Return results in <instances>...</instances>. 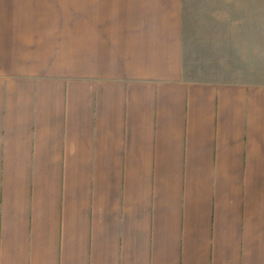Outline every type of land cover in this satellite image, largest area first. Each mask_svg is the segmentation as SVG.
I'll return each mask as SVG.
<instances>
[{
  "label": "crops",
  "instance_id": "crops-1",
  "mask_svg": "<svg viewBox=\"0 0 264 264\" xmlns=\"http://www.w3.org/2000/svg\"><path fill=\"white\" fill-rule=\"evenodd\" d=\"M31 5L0 0V264H264V0Z\"/></svg>",
  "mask_w": 264,
  "mask_h": 264
},
{
  "label": "rangeland",
  "instance_id": "rangeland-1",
  "mask_svg": "<svg viewBox=\"0 0 264 264\" xmlns=\"http://www.w3.org/2000/svg\"><path fill=\"white\" fill-rule=\"evenodd\" d=\"M4 2H15L19 5V8L21 9V16L20 19H25V15L28 14V8L33 7L31 4H38L36 6L37 8H51L50 14H62L63 17L65 14L69 16L70 21L73 19L72 17H75L76 14V0H3ZM50 4V5H48ZM21 5V6H20ZM66 9V10H62ZM27 10V11H26ZM38 13V12H37ZM42 12H39L41 14ZM20 14V13H19ZM52 14V15H53ZM53 15V16H54ZM71 25V23H69Z\"/></svg>",
  "mask_w": 264,
  "mask_h": 264
}]
</instances>
